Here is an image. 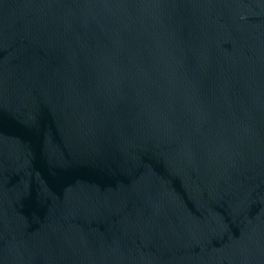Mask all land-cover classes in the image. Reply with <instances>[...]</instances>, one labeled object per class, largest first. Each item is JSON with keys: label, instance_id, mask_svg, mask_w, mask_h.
<instances>
[{"label": "water", "instance_id": "obj_1", "mask_svg": "<svg viewBox=\"0 0 264 264\" xmlns=\"http://www.w3.org/2000/svg\"><path fill=\"white\" fill-rule=\"evenodd\" d=\"M0 264H264V0H0Z\"/></svg>", "mask_w": 264, "mask_h": 264}]
</instances>
